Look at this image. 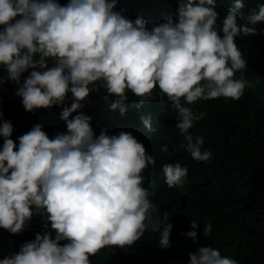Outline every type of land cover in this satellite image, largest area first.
<instances>
[{
	"label": "clouds",
	"instance_id": "clouds-1",
	"mask_svg": "<svg viewBox=\"0 0 264 264\" xmlns=\"http://www.w3.org/2000/svg\"><path fill=\"white\" fill-rule=\"evenodd\" d=\"M116 4L0 0V68L6 70L0 83L17 85L15 95L26 111L62 106L67 129L49 138L35 124L17 144L12 122L0 112V228L21 233L39 214L44 229L50 222L55 232H37L0 264H91L89 257L105 247L123 264H164L168 257L177 264H238L211 245L196 243V219L182 233L193 243L171 255L175 229L170 235V215H161L147 183L162 172L169 188H183L189 169L161 162L159 151L167 153V144L146 152L143 135L151 134L153 117L142 105L157 94L161 101L166 97L183 136L179 148L195 161L210 162L212 153L197 129L207 113L191 106L219 97L239 100L245 88L264 101L263 74L234 42L241 33L257 32L264 3L238 16L244 0H233L222 27L217 0H178L174 16L150 27L115 10ZM101 88L112 110L123 115L131 92L139 98L138 111L125 122L92 128L83 102ZM211 232L208 222L203 235Z\"/></svg>",
	"mask_w": 264,
	"mask_h": 264
},
{
	"label": "trees",
	"instance_id": "trees-1",
	"mask_svg": "<svg viewBox=\"0 0 264 264\" xmlns=\"http://www.w3.org/2000/svg\"><path fill=\"white\" fill-rule=\"evenodd\" d=\"M58 2L66 5L68 0ZM232 3L233 0H217L218 26L222 27L221 21ZM258 3H264V0H244L245 7L239 10L238 16L246 15ZM177 7L178 0H117L115 10H122L132 20L140 17L150 27L151 24L164 22L168 15L174 16ZM255 27V34L241 33L234 38V42L241 51L242 58H246L248 64L264 76V22H259ZM28 74H22L21 83ZM235 75L239 78L241 74L237 72ZM4 76L6 70L0 68V77ZM16 87L12 82L0 83V112L4 114L3 119L10 120L13 124L11 138L14 142L18 144L17 137L35 124H41L49 138L67 130L66 122L61 119L62 106L26 111L21 98L15 95ZM126 94L129 97L125 102L127 111L121 115L119 109H111V98L105 99L107 94L102 88L90 92L83 102L85 106L82 111L92 117V128L113 125L117 119L125 122V119L137 112L135 104L139 98L131 92ZM263 102L261 97L245 88L244 95L239 100L219 97L191 106L196 111L207 113L197 123V129L204 135L208 150L212 153L210 162L195 161L183 148H179L183 136L175 128L177 119L166 97L161 101L157 94L150 102L142 105L153 117L151 134L143 135L146 152L159 150L162 145L167 144V153L159 151L163 157L161 162H179L189 169L183 188H169L164 183L162 172L153 179L149 178L147 183V187L153 190L156 203L161 206V215L164 211H168L170 215L168 222L173 224L170 235L175 229V249L170 252L171 255H175L182 245L193 243L191 238L182 233L191 230V220L196 219V243L199 245H211L220 250L222 256L237 260L238 264H264ZM65 103L70 106L71 93L67 94ZM76 114L74 112L72 116ZM3 142V137H0V146ZM208 222L212 223V232L211 235L204 236L203 228ZM44 223L39 214H34L21 233L13 234L0 228V260L18 252L20 246L33 240L37 232L51 231L55 235L50 222H47L48 229H44ZM89 259L91 264L124 263L122 257L107 247ZM163 263L177 264L170 257Z\"/></svg>",
	"mask_w": 264,
	"mask_h": 264
}]
</instances>
